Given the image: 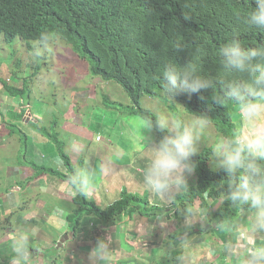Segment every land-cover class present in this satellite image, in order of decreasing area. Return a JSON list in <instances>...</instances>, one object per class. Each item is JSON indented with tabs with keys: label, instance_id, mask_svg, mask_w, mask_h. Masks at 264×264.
<instances>
[{
	"label": "trees",
	"instance_id": "obj_1",
	"mask_svg": "<svg viewBox=\"0 0 264 264\" xmlns=\"http://www.w3.org/2000/svg\"><path fill=\"white\" fill-rule=\"evenodd\" d=\"M255 8V0H0V38L3 37L6 43L20 39L41 46L48 45L53 39L64 41L88 63L91 76L114 82L123 89L131 106L113 102L108 108L120 113L127 110L145 121L156 134V144L169 133L160 130L156 116L141 107L143 97L163 99L165 104L181 103L187 114L205 117L229 141L239 136L233 122L239 107L225 97L227 85L233 82L247 84L250 79L246 72L225 69L220 49L233 40L244 50L264 47V30L248 21V12ZM28 49L33 50L30 46ZM257 62L264 63V59L253 61ZM11 65L15 70L20 68V63ZM189 65L196 68L194 76L209 81L210 86L199 92L188 90L172 96L165 90L164 70L169 66L183 70ZM39 70L37 66L33 73L22 79V88L8 84L10 79H5L7 82L2 79L7 95L22 98L25 104ZM19 75L20 71H14V77ZM217 96L225 97L224 102H217ZM171 109L175 111L173 105H170ZM24 116L22 114L21 119ZM55 126L49 131L39 128V132L56 148L66 169L64 173L33 161L25 163L34 171V179L50 174L67 180L74 187L77 195L67 203L66 221L71 232L79 234L83 231L84 238L92 239L102 225H118L116 221L120 216H142L153 225L158 218L171 215L165 212L167 207L151 204L148 193L142 196L123 190L119 200L110 206L97 204L89 197L82 174L77 173L79 166L76 164H81L82 159L73 163L65 150L66 143L61 140V125ZM209 159V151L192 157L196 164V183L176 195L169 207L176 216L181 210H193L196 201H200L201 208L211 210L214 206L209 202L213 200V204L220 203V206L212 212L210 221L217 223L220 230L224 227L233 229L236 218L255 211L247 203L229 199V186L242 182L243 173L229 175L223 169L212 171ZM23 187L20 183V188ZM15 214L18 212L8 215L2 226L7 228L9 219ZM24 216H27V210L20 212V219ZM54 248L60 250L58 242ZM13 256L7 257L8 261ZM118 264L126 263L120 261Z\"/></svg>",
	"mask_w": 264,
	"mask_h": 264
},
{
	"label": "rangeland",
	"instance_id": "obj_2",
	"mask_svg": "<svg viewBox=\"0 0 264 264\" xmlns=\"http://www.w3.org/2000/svg\"><path fill=\"white\" fill-rule=\"evenodd\" d=\"M28 46L32 47L33 50H29ZM12 63H20V68L15 70V66L11 65ZM37 66L41 70L36 75L33 84L30 85L32 93L29 99L26 97L27 100H25L27 111L31 109L34 115L33 119H35L34 122L37 123L38 121L36 126L45 128L48 131L53 129H51V126L56 125L55 127H57L59 123L63 126L65 123L67 131L58 127L61 132V140L66 143L67 147L65 150L74 156L72 158L75 161L82 155L80 158L82 162L84 161V166L81 170L78 167L77 173L78 175H84L83 178L87 182V187L91 188L92 184L95 183L99 190V186L104 182L102 178L107 175V171L110 173L114 169L119 174L123 172L127 175L134 174V183H130L128 180L127 182L120 181L121 178L116 179L117 185L113 188L111 184L106 183L105 187L103 186L105 195L99 203L102 201L103 207L110 206L119 200L123 190H126L129 194H140L143 196L148 193L151 195L152 192L144 186V176L139 174L137 170L140 167H148L150 150L156 145L155 132L145 121L130 114L127 110L120 113L115 109L108 108V105H112L113 102L125 107H130L132 102L118 84L104 82L91 76L88 63L80 59L72 51L71 47L61 39H53L48 45L41 46L36 42H26L20 39L13 43H6L3 37L0 38V114L5 115L3 111H8L13 104L19 105L22 102V98L7 95L1 80L3 79V81L7 82L6 80L10 79L11 82H7L8 84H14L22 88V79L29 73H33ZM14 71H20L19 77L13 76ZM76 96L79 99L81 98L83 102H79ZM168 99L171 103L172 100ZM170 105H173L175 111L172 109L170 111ZM141 107L151 111L157 119L164 116L170 122L178 119L182 123H190L195 119V117L187 114L183 105L178 102L165 104L163 99L154 100L149 97H143L141 99ZM72 110H74L76 115L75 118ZM18 115L20 113L16 114L15 119H13L16 122L21 120ZM68 120L69 125L67 124ZM233 122L237 126L238 135L247 133V124L239 109L233 116ZM25 124L27 125L28 123L25 122ZM17 127L14 125L13 128L16 129ZM14 129L10 128V130ZM28 138L31 139V136ZM227 141L212 124H208L202 130L197 153L210 152L208 163L210 170L222 169L216 166L221 159L217 153V145ZM8 146V153L13 154L16 149L21 148L20 138L14 136ZM99 156H101L100 163ZM57 160L60 161V158H57ZM130 160L131 164H129ZM11 161H13V158H10L8 162L0 159L5 168L13 167V162ZM76 162L78 163V161ZM40 164H44V162ZM76 165L79 166L78 164ZM63 169L64 171L66 170L64 165ZM103 170L105 172H102ZM100 173H102V176H100ZM13 180L17 181L18 179L13 177ZM195 183L194 172L186 174L184 185L173 187L167 195H164L165 199L155 201L154 205L160 208H162L161 206L171 205V202H169L170 197L173 200L176 195L184 192ZM4 185L7 186L5 182H2L1 186ZM142 189L145 191L142 192ZM108 190L111 191L110 194H108ZM0 192H2L1 189ZM17 193L20 197V192ZM27 199H33V197L31 196ZM27 199L22 197L21 207L16 209L18 214H15V221L13 222L10 218L6 230L11 229L15 225L20 219V212L30 205L31 201ZM210 202L212 203L213 200H210ZM198 205H200V201L195 202V207ZM167 208L165 212L171 214L170 216L175 214V211L172 212L170 207ZM193 213L194 211L191 213L189 210H181L178 217L192 219ZM8 215H5V217ZM135 217L136 224L145 223V217L138 215ZM206 225V222L196 225L189 224L186 229L189 231L188 234L201 232ZM63 226L69 229L68 223H63ZM161 227L165 235H173L183 226L181 224L177 225L173 219H167L161 224ZM142 229L144 230V228H141L137 233L142 235ZM176 240L180 243L187 241L185 249L184 246H180V251L171 253V250L176 247L174 246V240L170 242L169 246H165L166 248L162 249V257H158L157 254L155 255L157 257H154L153 260L150 257L147 260L157 264H191L193 258L191 260L190 258L195 253L193 264H199L196 251L198 247H195L196 245L189 246V243L192 244L194 242L193 236H191V241H188L189 235L182 233ZM125 242L126 240L124 239ZM143 247H145L144 244ZM137 248H139V245H137Z\"/></svg>",
	"mask_w": 264,
	"mask_h": 264
},
{
	"label": "crops",
	"instance_id": "obj_3",
	"mask_svg": "<svg viewBox=\"0 0 264 264\" xmlns=\"http://www.w3.org/2000/svg\"><path fill=\"white\" fill-rule=\"evenodd\" d=\"M79 102L82 103L83 100L80 98ZM19 105L13 104L8 111H3L5 115L0 114L2 115L0 118V159L8 162L10 158H13L11 161L13 167L5 168L0 162V189H3L0 192V264H11V260L8 261L7 257L15 255L13 247L21 239L26 242L28 252L31 254L28 257V264H118L120 261L126 264H157L149 262L147 259L150 257L153 260L154 257H162V249L170 245L172 236H174L173 241L175 240L174 246L176 247L171 250V253L180 251V246H184L185 249L187 241L180 243L176 240L182 233L189 235L188 241H191V236H193L194 242L189 243V246L196 245L195 247H198L196 251L199 264H246L249 251L252 248L264 247V230L253 232L251 228L255 211L244 213L236 218L233 229L224 227L225 229L220 230L217 223L210 221L212 212H215L220 206V203L215 205L213 202H209V204L214 206V210L206 211L200 205L197 207L194 205L193 210L188 208L187 211L189 210L191 213L194 211L192 219L178 217L179 214H177L176 216L158 218L153 225H149L147 218H145V223L136 224V217L120 216L116 221L118 225H102V229L98 230L92 239L84 238L83 231L75 234L64 228L63 223H67L68 216L67 203H70L72 198L77 195L76 190L67 180H60L55 175L43 174L34 179V171L26 165V161H33L36 164L44 162L40 165L63 173L64 169L61 159L57 160L60 157L56 148L41 137L32 121L26 118L20 122L13 120L16 114L25 111L23 105ZM72 114L75 118L74 110H72ZM26 116L34 118L31 109ZM25 122L28 124L26 125ZM67 124L69 125V120ZM14 125L18 127L14 129ZM10 128L14 130L11 131ZM60 128L67 131L65 123ZM14 136L20 138L21 148L16 149L13 154H9L8 145ZM29 136L31 139L28 138ZM23 138L25 140H22ZM72 161L77 163L73 158ZM78 164L83 169L84 161ZM129 164H131V160ZM145 169L140 167L137 171L144 176ZM13 177L18 180L14 181ZM82 177H84L83 174ZM117 178H121L120 181L135 182L134 174L127 175L124 172L119 174L116 169L111 170L110 173L107 171V175L102 178L104 182L99 186V190L95 183L91 188H88L85 180L89 197H93L97 204L103 205L102 201L101 203L99 201L105 195V184L109 183L113 188L117 185ZM2 182H5L7 186H1ZM20 183L24 185L23 188H20ZM8 188L9 192H7ZM144 191L142 189V192ZM17 192H20V197ZM108 192V194L111 193L110 190ZM152 194L150 202L153 205L155 201L165 199L164 195H157L153 192ZM31 196L33 199H27ZM22 197L31 201L25 209L27 216L21 217L11 229L6 230V227L2 226V221L7 218L5 215H11L17 211L16 209L22 204ZM171 201L170 197L169 202ZM56 216L59 217V221ZM15 217L11 219L13 222ZM167 219H173L177 225L181 224L183 227L173 235H165L161 224ZM202 222L207 223L206 227L201 230L202 233L188 234L187 225H196ZM141 228H144L141 231L142 235L137 233ZM66 235L69 239L61 246L62 248L55 249V242L61 241ZM169 239L170 241H168ZM101 242L104 244L103 248L98 246ZM135 244L139 245V248ZM192 258L191 264L195 260V253L190 260Z\"/></svg>",
	"mask_w": 264,
	"mask_h": 264
},
{
	"label": "clouds",
	"instance_id": "obj_4",
	"mask_svg": "<svg viewBox=\"0 0 264 264\" xmlns=\"http://www.w3.org/2000/svg\"><path fill=\"white\" fill-rule=\"evenodd\" d=\"M255 2L256 8L247 14L248 21L251 25L264 30V0H255ZM220 55L225 69L248 73L250 82L247 84L233 82L227 85L225 97L238 104L248 131L217 145V153L221 159L216 166L229 175L243 173L242 182L229 186V199L249 204L255 210L252 231H261L264 230V163H261L264 162V122H262L264 121V63H253V61L256 58L264 59V47L244 50L238 41L233 40L220 49ZM195 71L194 65H189L183 70L169 66L163 73L167 80L165 90L176 96L188 90L195 93L208 88L209 81L194 76ZM225 97L217 96L215 99L223 103ZM21 104L25 111L20 113V119L24 114V118L37 125L38 121L35 123V119L26 116L28 108L24 101ZM209 123L210 121L205 117H196L190 123H182L178 119L170 122L164 116L157 120L159 129L169 134L150 150L149 164L144 173V186L148 190L157 195H167L173 187L185 184L186 174L195 171L196 164L192 157L197 154L202 130ZM35 127L37 130L40 128ZM52 128L54 126H51ZM98 246L103 248L104 244L101 242ZM13 251L15 255L11 264H28V257L31 254L28 252L26 242L21 239L20 242L15 243ZM246 264H264V247L252 248Z\"/></svg>",
	"mask_w": 264,
	"mask_h": 264
},
{
	"label": "water",
	"instance_id": "obj_5",
	"mask_svg": "<svg viewBox=\"0 0 264 264\" xmlns=\"http://www.w3.org/2000/svg\"><path fill=\"white\" fill-rule=\"evenodd\" d=\"M69 239V237L68 236H65V238L64 239H62L60 242H59V244H58V246H59V248L61 247V246H63V244L66 242V240H68Z\"/></svg>",
	"mask_w": 264,
	"mask_h": 264
}]
</instances>
